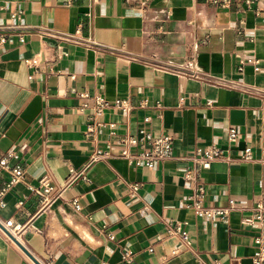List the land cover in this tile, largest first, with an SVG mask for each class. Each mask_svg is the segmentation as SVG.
Instances as JSON below:
<instances>
[{
  "label": "crops",
  "instance_id": "obj_1",
  "mask_svg": "<svg viewBox=\"0 0 264 264\" xmlns=\"http://www.w3.org/2000/svg\"><path fill=\"white\" fill-rule=\"evenodd\" d=\"M78 27L95 44L66 38ZM2 36L0 153L26 173L0 220L44 264H264V0H0ZM145 133L172 135L174 157L131 165L119 139ZM213 143L226 157L187 178ZM9 179L0 169V191ZM230 199L226 218L192 204ZM0 264L37 263L0 229Z\"/></svg>",
  "mask_w": 264,
  "mask_h": 264
},
{
  "label": "built area",
  "instance_id": "obj_2",
  "mask_svg": "<svg viewBox=\"0 0 264 264\" xmlns=\"http://www.w3.org/2000/svg\"><path fill=\"white\" fill-rule=\"evenodd\" d=\"M83 35V29L81 27H78L74 34L66 35V38H69L75 43L79 44H95L93 39H91L90 37L87 39L83 38ZM5 40L6 38L2 36L0 38V43H3ZM34 62H36V60H34ZM191 76H197V73L195 71H191ZM115 104L116 107L124 111H128L131 108V103L127 99H117L115 101ZM105 105H107V102L103 98L98 97V110H100ZM229 138L234 142H236L238 139V134L234 127L229 130ZM119 143L122 146V155L128 160L131 165L153 167L157 161L168 160L174 157V138L170 134L154 135L153 133H145L143 137H138L137 135L132 134L123 135L120 137ZM133 147L137 148L136 151L132 150ZM111 155L112 154L109 151L95 153L92 156L90 163L100 159H106ZM241 156L244 159L251 160L253 158L252 148L246 147ZM225 157V150L222 147L218 146L216 143L205 147H197L193 154L190 156L193 165L186 171L185 176L187 178L194 179L197 175L200 174L203 169L209 168L212 162ZM13 158H19L18 153L15 151H11L7 154L0 153V169L10 175L9 181H7L5 187L0 191V210L5 205V200L3 198L5 191L25 178L26 172L23 165L20 162L12 164L11 159ZM87 166L84 167L81 171L74 172L71 179H75L80 175L86 178V175L84 173L87 169ZM41 182H43L45 189L48 191V179L43 178L41 179ZM131 187L134 191H136L139 185L132 184ZM192 204L198 216L207 217L210 219L226 218L228 213L232 209L239 206L236 203L235 199H230L229 205L227 207L203 206L197 201H194ZM74 205L77 209L81 207V204L77 200L74 201ZM242 208H247V205L242 206ZM144 209L148 211L149 207L146 206ZM252 210L253 218L260 221L261 223H264V195L257 203L252 206ZM0 229L5 231L7 235H9V237H11V234L23 243V239L21 237L24 229L23 225L16 224L13 219H7L6 221L0 220ZM171 231L174 233L181 232V236L185 240L186 244L190 243L188 239V233L186 231H181L180 228L176 230L171 229ZM151 250H153V248H151ZM126 256L128 262H131L132 258L129 257V254H127ZM263 259L264 250H260L257 253V260Z\"/></svg>",
  "mask_w": 264,
  "mask_h": 264
},
{
  "label": "water",
  "instance_id": "obj_3",
  "mask_svg": "<svg viewBox=\"0 0 264 264\" xmlns=\"http://www.w3.org/2000/svg\"><path fill=\"white\" fill-rule=\"evenodd\" d=\"M10 234V233H9ZM10 236L12 237V239L14 241H16L21 247L22 249L29 255V257H31V259H33V261H35L37 264H44L38 257H36L21 241H19L16 237H14L13 235L10 234Z\"/></svg>",
  "mask_w": 264,
  "mask_h": 264
}]
</instances>
